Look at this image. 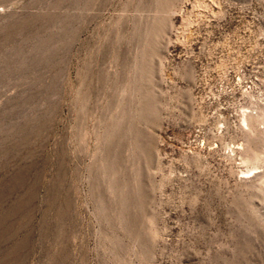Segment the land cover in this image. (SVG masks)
<instances>
[{"label": "rangeland", "instance_id": "obj_1", "mask_svg": "<svg viewBox=\"0 0 264 264\" xmlns=\"http://www.w3.org/2000/svg\"><path fill=\"white\" fill-rule=\"evenodd\" d=\"M0 264H264V0H0Z\"/></svg>", "mask_w": 264, "mask_h": 264}]
</instances>
